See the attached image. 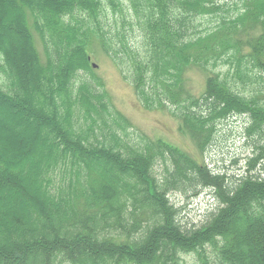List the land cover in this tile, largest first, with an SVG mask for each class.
I'll return each mask as SVG.
<instances>
[{
  "label": "trees",
  "instance_id": "1",
  "mask_svg": "<svg viewBox=\"0 0 264 264\" xmlns=\"http://www.w3.org/2000/svg\"><path fill=\"white\" fill-rule=\"evenodd\" d=\"M221 1L0 0L10 17L0 20V107L9 114L20 104L10 114L17 129L23 118L36 122L32 138L11 142L19 156L0 150L2 264L35 263L37 255L43 264H182L181 255L199 264H264V166L256 168L264 161V90L252 81L264 76V0L230 8ZM12 26L21 60L3 45ZM94 45L137 101L168 110L200 152L222 121L248 118L246 131L260 143L234 191L233 181L133 130L89 68ZM219 64L226 70L214 73ZM191 67L207 75L198 97L185 83ZM124 177L131 183L120 185ZM194 186L213 188L218 207L199 226L177 229L168 194ZM67 228L74 236L59 238Z\"/></svg>",
  "mask_w": 264,
  "mask_h": 264
},
{
  "label": "rangeland",
  "instance_id": "2",
  "mask_svg": "<svg viewBox=\"0 0 264 264\" xmlns=\"http://www.w3.org/2000/svg\"><path fill=\"white\" fill-rule=\"evenodd\" d=\"M235 1L236 0H223L221 2L226 3V7L230 8L233 6ZM5 10L7 12V6ZM106 10L107 18L112 22V19L115 16L111 14L110 9ZM6 12L0 13V20L4 21V24L6 23V20L7 22L10 20V17ZM11 30L12 33L8 44L3 45L4 48L12 54V56L21 60L22 54L18 39H16V35H18V33L16 32V28L13 26L11 27ZM34 42L37 50L42 54V46L37 34H34ZM89 53L92 58V60H90V64L96 65L94 70L104 81L108 93L110 94L111 103L130 120L132 126L151 139H162L195 159L204 161L213 174L222 175L224 182H228L229 184V181H233L228 187H231L230 190L234 191V181L246 172V158L251 157L254 146L260 143L259 139L253 138L250 131H246L247 119L244 116L237 115L222 121L218 126L217 133L213 141L204 153H201L197 150V147L192 139L187 134L182 133L179 130L178 121L172 118L168 112L146 110L141 107L136 100L131 85L123 80L119 71L110 59L102 53L100 47L94 45ZM11 61L14 64V61ZM18 63L21 65L20 62ZM223 68L224 66L219 64L218 66L212 67V71L214 73H221L225 71ZM26 69L29 70V67L27 66ZM186 76L187 85L191 92L193 94H199L204 86L206 78L205 73L199 68L191 67L186 72ZM252 81L256 82L258 86L264 90V76H262V79H255ZM24 84L25 82H22L20 86L26 87ZM28 84L29 83L26 82V85ZM22 109L23 108L20 104H16L12 109H10L11 113L8 114L0 107V150L9 149L12 152L10 157L20 155L17 146H13V144L17 142L18 138L28 140L34 135L36 126L35 121L23 118L21 120V124H24L25 126L23 129H17L16 124H13V118L10 114L17 115ZM39 137L42 138L43 135L39 134ZM23 152L26 155L29 154L27 151L23 150ZM35 153L36 151L33 152V154ZM260 166H264V161H261V165L260 163L256 164V168L260 169ZM160 171V168H155L156 173H159ZM186 175L193 176L191 173ZM124 178L125 179L120 178V185L122 183L123 185L131 183V177ZM118 190H122V186ZM14 195L16 196L19 194L16 192ZM9 196L10 195H8V197ZM168 196L170 202L177 210L176 225L173 224V226L177 229H179V226L177 227V222L185 228L199 226L200 223L204 222L206 217L213 212L219 204L218 199H216L214 195V189L211 187L194 186V189L189 188L185 191H170ZM16 198H18V196H16ZM4 203L5 207L12 206L10 202H6V200ZM48 213H51V211ZM48 213H45L47 214L46 216H48ZM5 218L6 217L2 215L0 217V222H4ZM1 230L2 227H0V231ZM68 235L74 236V229L67 228L66 230H60L57 233L59 238L64 239H66ZM45 236H48L47 239L51 240L53 233H46ZM3 237V234L0 233V244ZM181 258L182 264H199L196 257L193 255H181ZM35 259V263H33L29 258L28 261H25V264H43V257L41 255H37ZM0 264H2L1 260ZM10 264H22V262L12 261Z\"/></svg>",
  "mask_w": 264,
  "mask_h": 264
}]
</instances>
